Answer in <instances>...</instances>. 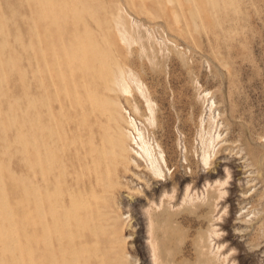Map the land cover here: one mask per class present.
<instances>
[{"label":"rangeland","instance_id":"1","mask_svg":"<svg viewBox=\"0 0 264 264\" xmlns=\"http://www.w3.org/2000/svg\"><path fill=\"white\" fill-rule=\"evenodd\" d=\"M66 1L78 21L61 22L56 35L45 32L32 0H0V58L16 57L0 71L9 211L0 219V264H44L36 215L40 209L47 220L41 195L54 187L49 197L74 202L81 220L75 227L67 217L61 239L64 257L77 251L76 264H264V0ZM74 32L96 45L98 61L88 76L63 71L60 83L39 70L37 51L49 40L72 45ZM117 69L128 91L120 83L103 91ZM101 95L104 103L93 106ZM129 118L160 176L147 171L133 141L132 161L91 162L118 127L139 142ZM28 185L38 187L39 204L26 196ZM48 242L56 254L52 236Z\"/></svg>","mask_w":264,"mask_h":264},{"label":"bare ground","instance_id":"2","mask_svg":"<svg viewBox=\"0 0 264 264\" xmlns=\"http://www.w3.org/2000/svg\"><path fill=\"white\" fill-rule=\"evenodd\" d=\"M32 1H33L34 5L36 6V14H37L38 18H40V20L46 21L47 26L44 28V30L47 33L52 32V33L58 35L59 34V30H60L61 22H65V20L67 21V19H70V21H73V24H75V25H76V23L78 21V20H76L77 18L74 17L76 15L75 13H76L77 10H75L74 8L69 6V4L66 3L67 2L66 0H32ZM119 13H118V15H119ZM120 16L121 15H119V17ZM0 17H2V22H4L5 21V17L3 18L2 15H0ZM116 19H117V17H116ZM120 19H118V20H120ZM113 21H114V19H113ZM194 23H195V21H194ZM48 26H50V28ZM115 26H117V25H115ZM0 31H1V28H0ZM118 34H119L118 36L120 37V33L119 32H118ZM78 35L79 34L77 32H74L71 35L72 45H61L60 43L57 44V41L56 42L55 41L52 42V41L49 40V44L48 45H42L41 47H39L38 51H37L39 56H40V58H39V60H40V62H39L40 63L39 70L41 69V71H42L43 69H45L46 72L52 73L53 77L60 78V83H62L61 81L63 79L62 72L66 71V70H68V73L76 71V72H78L79 75L88 76L89 70L91 68H93V66L98 61L97 59H98V55L99 54L97 53L96 45H88V44L85 45L84 43H80V40L78 39ZM124 35H125V33H123L121 35L122 36L121 40H122ZM127 43H129V42H127ZM22 47H24V46H22ZM2 48H3V41H0V50ZM15 62H16V57H14V59H10V60H7V61L6 60H2L0 58V71H2L1 67H2L3 64H5V66L8 67L10 65L14 66ZM118 69L121 70V67L118 68ZM118 69L110 71L109 79H108L107 83L102 86L103 91H110V90L113 91L115 89H113L112 86L115 85V84L117 85V83H120L119 80H118V74L121 73V71L118 70ZM34 70L36 72L38 70V67L36 66ZM4 74H5L4 72H1V74H0V78L1 79L0 80H2L4 78ZM120 76H123V75L120 74ZM121 78L122 77H120L119 79H121ZM87 79H88V82L92 81L90 78H87ZM121 80L124 82L123 79H121ZM52 81H54V80H52ZM122 81H121V83H122ZM121 83L118 84V85L120 86ZM84 84L86 85V83H84ZM111 84H113V85L111 86ZM122 85H124V84L122 83ZM122 85L120 87L124 91L125 89H123ZM126 88H127V85H126ZM117 89H119V88L117 87ZM121 89L118 90V91H121ZM85 91L88 92L87 89H85ZM125 91L127 92L128 89H126ZM113 92H115V91H113ZM124 94H126V93H124ZM87 95H88V93H87ZM88 97H89V95H88ZM59 102H60V99H59ZM90 102L93 104V106L100 107L102 105V103H104V98L102 97V95L100 97H96V98H94V96H93L92 97V101L90 100ZM113 102H115V101H113ZM69 103H70V100H69ZM114 104H116V103H114ZM119 104H120V102H119ZM116 113L118 114V112H116ZM109 114H111V113H109ZM111 116H113V115H111ZM84 121H86V119H84ZM49 122L51 123V121H49ZM116 122L118 123V121H116ZM125 122H126V124L128 126H130L136 132V135L138 137L139 142L137 143L135 141V138H134V136L132 137V133L131 132L125 131V129L122 130L120 127H118L119 130L117 129L116 132H114L111 137L108 136V137H104V138L100 139V148H99V150H97V154L94 157L90 156L91 162H95L96 160H99V159L104 162L108 157H111V156L114 157V158L116 157V158H118L120 160L121 159H129L130 160L131 159L130 157H131L132 149L129 147L130 146L129 142L133 141L135 144H137L140 147L141 152L144 154V156L146 158L147 171L149 173H151L154 177H157L158 175L160 176L159 173H160L161 170H159V167H158V164H159L158 163V159H157V157L155 155H152L153 151L151 152V147L148 146L146 144V142H144L141 139V137H140L141 134L139 133V130L137 129L134 120L132 118H129ZM76 123H77V121H76ZM16 128H17V126H16ZM60 135H62V134H60ZM66 135H67V133H66ZM104 135H105V133H104ZM2 138H3V136H2ZM60 138H61V136H60ZM42 147H43V145H42ZM64 148H65V143H64ZM62 149H63V146H62ZM161 155H159V160H161L163 162L164 159H163V157ZM205 159H206V157L204 156V161H205ZM131 161H132V159H131ZM29 162H31V161H29ZM36 163L39 164V161H36ZM110 163H112V162H110ZM136 163H135V166L137 167L138 164H136ZM79 167H80V165H79ZM39 169H40V172H42L40 166H39ZM211 173H212L211 169L207 171V175L208 176L212 175ZM39 178L41 179V177H39ZM198 178H199V176H198ZM55 183H56V181L54 182V184ZM195 185H196V183L193 184V186H195ZM35 188L38 189V187H36V186H35ZM35 188L34 187L31 188L28 185L27 188H26V196L27 197L30 196L31 199L35 200V202L39 204L40 195L38 194V196H37L38 198H34L33 197V192L32 191H34ZM54 188L51 190L52 194L55 193V189ZM188 189H189V185H187V187L185 189V195H187ZM44 190L45 191L42 193L41 196H43L44 198L49 200L48 209H47V220L44 218V214H42L40 209H38V214L36 215V217H37V222L36 223L39 225V228L41 229V232H42V235L39 236V241L41 243L40 249L42 251V253H41L42 260L44 261V264H68V263L76 264L75 263L76 258H74V254L77 255V251H71V252L69 251L70 252V259H68L67 257H64L63 254L67 252V249L65 248V247H67V241L61 242V239L65 235L69 236V233H68L69 223H68L67 217L68 218L69 217L73 218V220H74L73 223H74L75 227L77 226V224H81V220L78 219V217H76V214H74L72 212V208L75 207V204H74V202L71 203V200L69 198H68V201L69 200L70 201L68 202L67 206H65L63 203L58 204L57 201L54 198H50L49 197V193H51V192H49V190H47L46 188ZM226 200H228V198ZM79 203L80 202H78V204ZM201 205H202V203L198 204V206H201ZM210 206H211V204H210ZM30 214H31V212H30V210H28L27 215L29 217H30ZM1 218L2 219L9 218V211H8V207H7L6 196L4 195L3 187H2V184H1V175H0V219ZM234 223H240V222L236 221ZM5 233H6V231H4L3 229H0V237H1L2 234L4 235ZM228 235L229 234L227 233V236ZM233 235H239V236L242 237V236L246 235V232H235L234 231V233H232L230 236L232 237ZM50 236H52V238L54 239V241L56 243V245H55L56 254L53 253V250H50V246H49V242H48ZM4 240H6V239H4ZM3 247H4V250L8 249L7 242H4ZM255 249H257V248H255ZM29 264H32L30 259H29Z\"/></svg>","mask_w":264,"mask_h":264}]
</instances>
